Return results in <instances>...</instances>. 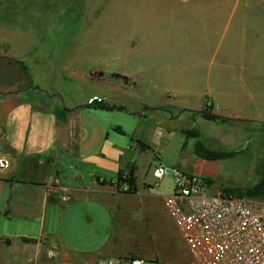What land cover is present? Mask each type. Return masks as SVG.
<instances>
[{
  "label": "rangeland",
  "instance_id": "1",
  "mask_svg": "<svg viewBox=\"0 0 264 264\" xmlns=\"http://www.w3.org/2000/svg\"><path fill=\"white\" fill-rule=\"evenodd\" d=\"M254 29H260L262 52L255 65L241 56ZM69 60L86 75L102 73L101 83L82 85L70 77L61 69ZM162 73L167 75L157 86ZM29 74L45 90L60 87L66 98L98 92L111 105L139 113L149 102L187 100L196 106L207 97L217 108L226 90L251 93L264 114V0H0V92L28 85ZM166 76L177 79L166 82ZM179 82L188 88H176ZM189 114H179L176 123L197 132L185 149L197 160L194 172H185L211 179V194L238 195L257 186L264 172V121L222 122ZM198 142L233 155L220 160L214 174L191 155ZM164 187L172 193V178ZM161 220L166 235L153 243L159 256L154 259L189 264L174 220L167 212Z\"/></svg>",
  "mask_w": 264,
  "mask_h": 264
},
{
  "label": "crops",
  "instance_id": "2",
  "mask_svg": "<svg viewBox=\"0 0 264 264\" xmlns=\"http://www.w3.org/2000/svg\"><path fill=\"white\" fill-rule=\"evenodd\" d=\"M249 41L241 56L255 65L262 55L260 29H254ZM61 69L82 85H99L103 79L100 72L86 75L70 60ZM29 75L28 85L0 92V150L12 162L0 173V264L158 258L153 243L166 235L161 215L167 212L172 218L166 200L173 194V180L171 194L164 187L170 177L156 187L152 166L160 160L194 172L197 161L185 154L191 136L176 125L179 114L204 117L201 112L210 111L233 121H264L261 100L251 93L247 97L225 90L217 108L210 97L196 106L187 100L149 102L139 113L119 105L112 110L91 108L94 99L107 97L95 92L87 99L66 98L60 87L45 90ZM165 75L158 76L157 86ZM176 79L166 76L165 81ZM175 86L188 88L182 82ZM192 154L199 158L195 148ZM219 162L202 161L214 174ZM131 173L134 190L116 191L111 182ZM53 176L71 188L70 202H62L55 190L47 191Z\"/></svg>",
  "mask_w": 264,
  "mask_h": 264
},
{
  "label": "built area",
  "instance_id": "3",
  "mask_svg": "<svg viewBox=\"0 0 264 264\" xmlns=\"http://www.w3.org/2000/svg\"><path fill=\"white\" fill-rule=\"evenodd\" d=\"M11 158L0 150V173L11 168ZM154 185L167 177L173 194L167 208L189 251V264H264V200L239 198L217 191L211 194L206 178L182 171L162 161L152 166ZM128 175L111 182L116 191L130 192ZM47 191L71 201L72 190L51 177ZM98 264H163L138 256L113 257Z\"/></svg>",
  "mask_w": 264,
  "mask_h": 264
},
{
  "label": "trees",
  "instance_id": "4",
  "mask_svg": "<svg viewBox=\"0 0 264 264\" xmlns=\"http://www.w3.org/2000/svg\"><path fill=\"white\" fill-rule=\"evenodd\" d=\"M73 88L74 89H78V90L81 89L80 85L76 84L74 82H73ZM89 107L94 108V109H102V110H112V109L118 108L115 105H111L110 103H108L104 99H94L91 102V104L89 105ZM201 113H202V115L205 118L211 119L213 121H222V122L233 121V120H230V119L225 118L223 116L214 114V113H212L210 111H203ZM240 121H245V120H240ZM119 131L122 132V130H119ZM186 134L188 136H196L197 132H195V131H187ZM195 151H196V154L199 156V158H201L203 160H206V161L222 160L224 158H227V157L233 155V153H230V152H218V151L209 150L207 147H205L200 142L197 143V145L195 147ZM121 177H119L117 181H121ZM128 177H129V179H128L127 182L130 185V187H131V191H133L134 188H135L134 187L133 174L131 173ZM207 180H208V182L210 184L213 182L211 179H207ZM224 193L232 195L234 197H239V198H252V199L264 200V172H263V178H262L261 182L257 186L249 188L245 192H240L239 191L238 195H236V193L234 194V192L232 190H225Z\"/></svg>",
  "mask_w": 264,
  "mask_h": 264
}]
</instances>
